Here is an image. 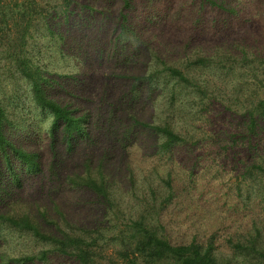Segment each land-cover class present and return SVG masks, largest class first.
<instances>
[{
    "label": "trees",
    "instance_id": "16d2710c",
    "mask_svg": "<svg viewBox=\"0 0 264 264\" xmlns=\"http://www.w3.org/2000/svg\"><path fill=\"white\" fill-rule=\"evenodd\" d=\"M196 1L200 16L204 11H212L215 17L219 15L224 18L227 35L222 43L230 34H234L231 26L233 20L239 22L238 36L240 32H244V21L240 16L243 13L232 6L238 0ZM247 3L249 8H242V12L251 14L250 9L253 7L252 9L255 8L262 14L264 0H247ZM77 4L75 0H62L60 6L55 4L56 8L50 12L49 22L42 16V8L33 0L19 3L16 0L14 5H10L7 0H0V62L6 67L8 76L15 74L26 85L25 97L36 110L47 114L49 152L52 155V159L46 161L38 148L25 147L12 138L14 130L27 134L31 126H26L23 117L18 120H14L16 117L10 118L7 103L12 98L8 97L4 102L3 87L0 85V264H38L46 262L49 257L65 258L75 264H101L100 261L104 259L103 244L99 242L104 239L102 225L109 217L115 220L126 217L123 212L125 209L120 205L121 192L124 190L122 186H118L121 180L112 162L115 142L121 143L120 148L124 150V142L130 138L133 129L148 131L157 139L156 163L152 162L150 166L161 168L162 160H172L179 149L189 151L188 144L195 134L181 126L178 119L191 117V110L196 105L203 108L207 106L210 110L209 106L213 107L217 103L224 109L217 114L220 119L228 113L224 123L226 125L223 124L220 129L227 126L229 130L215 132L213 142L225 153L226 158L231 156L226 154L228 151L232 154V168L242 166L240 179L245 184H251L250 191L256 188L259 197L264 195V44L260 45L252 34H243L241 38L219 47L193 46L191 53L186 54L185 58L179 56L174 60L172 57L168 58L165 39L156 33L145 37L136 25H132L130 16L134 10L133 0H120L116 14L110 8L106 14L99 13L104 16L102 22L106 21L105 26L111 28L109 34L115 43L112 52L116 54L130 43L137 45L134 52L141 49L136 57L141 58L145 51H149V55L144 58V68L135 66L127 77L131 81L129 92H135L138 81L162 88L163 100L160 103L164 101L167 116L161 122L149 124L139 122L136 115L129 112L128 120H120L121 124L126 121L124 125L129 128L125 129L121 124L111 126L110 118L119 113L111 102L106 111L108 123L106 129L102 130L97 125V120L90 125V116L75 105V100L71 97L76 96L65 87L70 79L73 78L75 82L76 77L66 73L65 69L59 70L66 64L63 54L66 39L73 40V36L69 34L74 32V28H79V33L83 29L90 31L93 26L86 27L80 21L99 19L88 2L79 3L80 10L75 14ZM37 17L42 18L40 26ZM81 17L85 20H80ZM215 23L222 22L216 20ZM216 24L213 27L215 30ZM191 42L190 38L182 43V47L192 45ZM49 44L50 74L45 59ZM79 55L85 60L87 50L74 54V57ZM227 63L229 67L224 72V65H228ZM206 69L215 71L213 77L202 79L197 75L198 71ZM236 69L244 74L238 77L234 75L235 82L237 83V78L246 76L245 82H250V86L254 87L250 89V93L241 91L240 84L229 86L228 78L224 79L222 76H227L228 73L232 76ZM225 81L228 83L224 85ZM56 85L59 90L52 92L57 89ZM16 90L19 87L14 88L13 95L9 96L17 97ZM154 97L152 91V96L149 97L152 107L157 103ZM125 98H119V102L124 103ZM204 101L207 102L206 105ZM191 125L189 122L188 126ZM228 136L232 145L247 151L242 162L238 158V153L241 152L234 151L235 147L222 145L226 143ZM59 137L65 143L68 154L77 146L78 149H87L80 165L68 167L65 164L64 151L57 145ZM231 148H234V152ZM220 151L215 155L219 157ZM189 160L188 157L185 162ZM43 167L47 169L56 187L61 186V183L74 192H84L91 197V205L96 209L95 217L90 218L92 222L86 224L68 219L51 197L50 208L40 200H23L20 197L19 190L23 181L42 177ZM171 177L170 173L159 177L163 184V189L159 190L151 174L138 180L134 171H130L132 192L127 193L129 198L142 202L143 209L136 218L123 220L122 229L118 232L121 238L120 248L116 251L118 258L116 261L108 259L111 264H264V218L255 216L243 226H235L230 231V226L225 228V245L230 251L221 249L222 246L217 244L216 232L209 236L206 233H194L189 238L171 233V225L174 223L167 218L166 212L177 197ZM237 191L236 195L241 198L240 189ZM252 196L254 197L253 194L248 195L246 202ZM246 202L244 208H247ZM17 239L33 240L42 250L38 253L20 251L11 256L5 252L4 246L12 245Z\"/></svg>",
    "mask_w": 264,
    "mask_h": 264
},
{
    "label": "rangeland",
    "instance_id": "374dc122",
    "mask_svg": "<svg viewBox=\"0 0 264 264\" xmlns=\"http://www.w3.org/2000/svg\"><path fill=\"white\" fill-rule=\"evenodd\" d=\"M15 1L7 0L10 5H14ZM17 1L19 3L24 0ZM33 1L37 3L38 7L42 8L41 14L48 21L50 19V12L56 8L54 5L58 4L57 6H60L62 2V0ZM75 1L78 2L74 9L75 14L80 10L81 6L79 3L83 4L84 2H88L93 6L95 15L99 16L98 20L89 18L87 22L80 21L86 27L88 25L93 26V29L90 31L83 29L82 33H79V28H74V32L69 34L73 36V40L67 38L66 46H63L66 64L61 66L59 70L65 69L66 73L76 77L75 82L72 78L70 79V83L65 86L68 90H72L76 96V98L71 97L75 100V105L80 107L82 111L88 113L90 116V125L97 120V125L102 130L106 129L108 123L106 111L108 105L112 103L113 107L119 113H115L110 118L109 123L111 126H119L121 124L120 120H128L129 112L134 113L139 122L149 124L161 122L167 116L164 101L160 103L163 100V98L161 99L163 97L162 88L151 87L146 82L142 83L138 81L135 92L133 94L129 92L131 81L127 77L135 66H138L139 69L144 68V58L149 55V51L148 53L145 51L141 58L136 57L141 49L137 53L134 52L135 46L137 47V45L130 43L122 51L114 54L112 50H114L115 43L113 37L109 34L111 28L110 26H105L106 21L102 22L104 16L99 14L100 12L108 13V8L112 12L115 11L116 14L120 6V0H112V2L111 0ZM133 2L134 10L130 16L132 25H136L138 31L145 34V37L150 36L149 34L156 33L165 39L164 44L167 46L168 58L172 57L174 60L179 56H181L180 58H185L186 54L191 53L193 46L202 48L219 47L220 45L226 44V42H231L233 39L241 38L243 34H252V37L257 38L260 45L264 44V9H262V14H259L257 9H252L253 7L250 9L251 14L242 12V8H249L248 3L246 4L247 0H238L232 4L237 11L243 13L240 16L244 21V32H240L238 36V32L240 31L239 22L230 19L229 21H232L233 24L231 26L234 28V34H230L223 43V38L227 35L225 32L226 27H224L227 23L224 22V18L219 15L215 17L212 11H204L203 15L200 16L198 14V2L196 0H133ZM41 19L37 17L39 26L42 24ZM79 19L85 20L84 17ZM248 19L251 21H248ZM216 20L222 23L216 24ZM215 24L216 30L213 29ZM190 38L192 39V45L188 44L187 47L183 48L182 43H186ZM85 50H87V55L84 57L85 60L81 59L82 55H79L77 58L74 57V54L83 53ZM131 54L132 57H130ZM45 59L46 63H48V74H50V44L46 51ZM227 64L224 65V68L226 66L223 69L224 72L229 67V63ZM191 72L194 73L193 71ZM213 74H215L214 70L207 69L198 71L197 73L202 79L213 77ZM243 74L241 70L236 69L232 76L230 73L227 76H222L224 79L228 78L229 86L240 84L242 86L240 88L241 91L250 93V89L254 87L250 86V82H245L246 76L245 78H237V83L233 78L234 75L238 77V75ZM227 81L223 84H227ZM0 85L3 87L2 97L4 102L7 101L8 97L12 98L7 103L10 118L16 117L14 120H18V118L23 117L26 120V126H31L27 134L14 130L11 133L12 138L22 143L25 147L32 146L38 148L46 161L51 160L52 155L49 152L48 116L36 110L30 100L25 97L26 85L19 80L17 75L13 74L8 76V71L2 62H0ZM17 87H19V90H16L17 93H15L17 97H10L9 95H13L14 93L13 89ZM55 88L57 89L52 92L59 90L58 85ZM152 91L155 96L154 98L157 99L154 107H152V101L149 99L152 96ZM124 97H126L123 100L124 103L119 102V98ZM67 98L70 97L67 96ZM197 102L198 100H196ZM203 103L204 105L207 104L206 101ZM209 108L210 110L207 109V106L203 108L196 105L191 110L192 116L194 115L193 117L177 118L181 126L191 130L195 136H193V139L188 144L189 151L185 148L179 149L172 160H162L161 168H151L150 166L152 162L156 163L157 139L150 133H147L148 131H136L137 129L130 127L133 131L130 134V138L128 137L124 142V150L120 148L121 143L115 142L112 162L116 166V174L121 180L118 186H122L124 190L121 192L120 205L125 209L123 212L126 217L122 220H115L113 217H109L102 225V236L104 239L99 242L103 244L104 259L100 261L101 264H111L108 259H114L116 261L118 258L116 251L120 248L119 240L121 239L118 232L122 229L123 220L136 218L143 209L142 202L131 197L129 198L128 195L129 192H132L129 181L131 170L134 171L135 177L138 180L151 174L153 179L156 180V188L158 187L157 189L159 190L163 189V184L159 180V177H164L166 173L171 174L174 186L176 187L177 197L169 206L166 215L174 223L171 225L173 226L171 233H175L176 236L189 238L194 233L201 232L209 236L212 232H216L217 244L222 246L221 249L230 251L225 245V236L227 233L225 232V228L230 226V231L235 226H243L249 223L255 216L264 218V195L259 197L256 188H253L254 191H250L251 184H245V181L240 179L239 172L242 170V166L239 164V168H232V154L228 151L226 154L231 156L226 158L225 153L222 150L220 151L218 145H215L213 142L215 140V132L218 133L228 129L227 126L220 129L226 123L228 113L224 114L220 119L217 114L224 110L222 106L216 103L215 106H209ZM122 122L121 127L125 129L126 127L129 128V126L124 125L126 121ZM189 122L192 123L191 127L188 126ZM57 145L62 152L64 151L63 156L66 158L65 164L68 167L81 164V158L87 151L86 148L78 149L77 146V148L75 147L68 154L69 151L65 150V143L61 141L60 137L58 138ZM222 145L235 147L231 144L229 136L226 138V143ZM233 149L231 148L232 152H241L240 154L238 153V158L242 162L244 160L243 156L247 151L240 150L241 147L237 145L234 151ZM218 151H220L219 157L215 155ZM188 157L190 160L185 162V159ZM214 158L216 159L214 160ZM193 164H195L194 167ZM43 170L44 175L42 177L25 179L23 181V186L19 190L20 197L23 200H40L42 203H47L48 208H50L51 197L56 201V204L65 215H67L68 219L86 224L92 222L90 218L91 216L95 217L96 209L91 205V197L84 192H74L68 189V186L61 183V186L56 187V183L53 184L54 181L51 180L47 169L43 167ZM238 189L241 191V198L236 195ZM250 194H253L254 197L252 196L246 202V198ZM245 202L248 204L247 208H244ZM4 250L11 256H15L20 251L38 253L42 249L33 240L17 239L12 245L4 246ZM38 264L75 263L65 258L50 259L49 257L46 262Z\"/></svg>",
    "mask_w": 264,
    "mask_h": 264
}]
</instances>
